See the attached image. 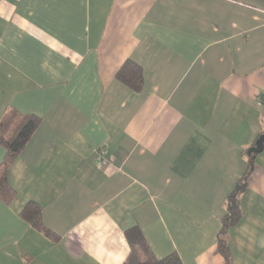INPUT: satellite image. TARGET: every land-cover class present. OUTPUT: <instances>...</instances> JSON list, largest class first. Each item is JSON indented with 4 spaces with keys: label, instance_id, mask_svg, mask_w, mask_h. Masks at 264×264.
Wrapping results in <instances>:
<instances>
[{
    "label": "crops",
    "instance_id": "0c3cea01",
    "mask_svg": "<svg viewBox=\"0 0 264 264\" xmlns=\"http://www.w3.org/2000/svg\"><path fill=\"white\" fill-rule=\"evenodd\" d=\"M128 60L139 92L116 79ZM10 111L40 123L6 170L0 264H123L135 227L158 260L224 264L225 200L264 135V1L0 0ZM240 209L231 264H264V145Z\"/></svg>",
    "mask_w": 264,
    "mask_h": 264
},
{
    "label": "trees",
    "instance_id": "16d2710c",
    "mask_svg": "<svg viewBox=\"0 0 264 264\" xmlns=\"http://www.w3.org/2000/svg\"><path fill=\"white\" fill-rule=\"evenodd\" d=\"M116 79L134 92H139L141 90L143 83L142 71L141 68L131 60L126 61L120 67L116 74ZM39 123L40 118L35 115L20 116L14 111L4 114L0 119V145L5 151L3 162L0 165V200L4 203H11L15 196V192L7 182L6 170L8 165L25 148ZM249 150L246 152L248 168L237 181L224 204L225 214L222 217V226L217 237V251L224 258V264H231L227 235L230 228L236 225L240 219V199L246 188V179L251 172V167L256 156V154L250 153ZM20 215L36 230L42 231L48 236H52V234L43 227L41 222V208L36 204L32 202L26 204ZM126 238L131 252L129 258L123 264H182L176 254H170L160 260L154 258L140 230L136 227L126 232Z\"/></svg>",
    "mask_w": 264,
    "mask_h": 264
},
{
    "label": "built area",
    "instance_id": "2783aa9c",
    "mask_svg": "<svg viewBox=\"0 0 264 264\" xmlns=\"http://www.w3.org/2000/svg\"><path fill=\"white\" fill-rule=\"evenodd\" d=\"M109 160L110 158L106 157L104 152L99 151L94 155V162L96 165H105Z\"/></svg>",
    "mask_w": 264,
    "mask_h": 264
},
{
    "label": "water",
    "instance_id": "95a60500",
    "mask_svg": "<svg viewBox=\"0 0 264 264\" xmlns=\"http://www.w3.org/2000/svg\"><path fill=\"white\" fill-rule=\"evenodd\" d=\"M264 145V135L260 136L258 140L255 142L253 148L249 150L250 153L258 154L261 152Z\"/></svg>",
    "mask_w": 264,
    "mask_h": 264
}]
</instances>
